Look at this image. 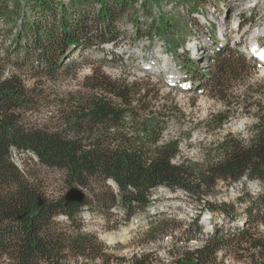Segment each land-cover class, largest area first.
<instances>
[{
  "label": "trees",
  "instance_id": "16d2710c",
  "mask_svg": "<svg viewBox=\"0 0 264 264\" xmlns=\"http://www.w3.org/2000/svg\"><path fill=\"white\" fill-rule=\"evenodd\" d=\"M164 2H191L189 23L202 29L196 11L199 0H0V264H66L71 256L102 258L104 264H154L149 253L129 258L108 254L106 250L113 247L86 231L78 216L86 205L110 212L120 203L128 221L149 207L154 190L162 185L184 191L199 204L184 234L186 244H201L186 247L171 263L161 264H223L219 253L224 251L247 264H264V233L259 231L264 223V108L249 142L230 135L218 144L221 155L214 161L203 166L177 164L179 142L159 144L163 131L152 125L153 120L150 127H141L144 136L127 125L129 117L139 118L137 104L144 106L149 89L139 81L112 78L103 69L108 60L98 53L126 39L124 26L132 25L138 37H151L154 31L167 34L177 26V20L161 11ZM141 11L146 18L152 16L146 31ZM239 50L244 53L215 44L216 67L209 73L193 65L186 52L180 55H186L187 61L180 65L194 85H208L225 99L226 82L241 75L246 58L258 64L245 46ZM115 58L112 54L111 59ZM86 65L91 73L84 76L85 91L71 95L60 126L28 120L26 115L34 111L36 101L23 76L76 79ZM12 146L34 151L41 164L64 172L69 190L77 187L90 195L85 193L81 202L68 199L67 194L48 199L11 160ZM243 177L263 185L257 195L243 188L245 194L238 200L248 197L244 217L234 204L211 202L221 181L243 184ZM109 179L116 182L117 191L106 183ZM205 208L218 212L231 225L216 224L213 232L205 234L201 223ZM60 214L71 224L58 219ZM148 221L147 237L163 238L179 226L163 210Z\"/></svg>",
  "mask_w": 264,
  "mask_h": 264
},
{
  "label": "rangeland",
  "instance_id": "374dc122",
  "mask_svg": "<svg viewBox=\"0 0 264 264\" xmlns=\"http://www.w3.org/2000/svg\"><path fill=\"white\" fill-rule=\"evenodd\" d=\"M23 1L25 0H21L22 3ZM199 1L196 10L198 15L196 13L195 16L197 15L202 23V29L189 23L193 19L187 12L192 5L191 2L187 4L164 2L161 11L165 17L178 21L177 26L171 27L167 34L154 31L151 37L146 34L138 37L132 25L124 26L122 29L128 31L126 39L121 40L118 46L108 47L98 54L108 60L103 69L110 77L139 81L149 89V96L143 100L144 106L140 107V104H137L139 118L136 120L128 118L127 125L131 131L138 134L139 129L141 131L139 135L144 136L141 127H150V121L153 120L152 125L163 131L159 144L172 139L179 142L180 151L175 158L177 164L195 162L203 166L221 155L218 144L227 136L232 135L245 143L249 142L254 133V125L264 108V58L261 55L264 50V32L258 35L257 45H252L250 39L253 29H264V0L261 1L260 7L254 6L250 10L244 9L239 12L236 20L238 19L240 28L235 25V21L233 22L232 14L245 0ZM212 5L216 6V11L212 9ZM98 7L99 4L95 6L96 9ZM154 10L160 13L157 7H154ZM140 14L143 31H146L152 16L146 18L143 11ZM244 18H247L246 21H242ZM216 38L221 39L222 43L219 40L217 42ZM213 43L228 47L236 54H243V50L239 49H244V46L248 49V45L251 44L252 51L249 50V53L259 61L256 64L253 60L249 61L245 55L248 60L242 63L241 75L226 82L225 99L218 98L208 85L204 87L196 83L194 85L188 73H184L179 65L187 61L186 55H180L186 52L191 56L193 65L201 72L209 73L210 69L216 67ZM236 44H240V48H236L238 46ZM97 52L94 54L97 55ZM112 54L116 55L113 60ZM162 54L171 59V67L177 71H169L162 66ZM89 65L80 69L76 79L61 78L55 81L45 77H32L29 74L23 76L36 101L34 111L26 115L28 120L35 124L60 126L67 112L65 110L69 107L71 95L85 91L82 83L84 76L91 73ZM17 157L24 165V173H28L29 178L37 183L41 193L48 199H59L68 193L69 187L64 181L62 170L41 164L27 152H18ZM243 178V184L239 181L229 184L221 181L216 187L215 194L209 198L211 202L234 204L244 217L245 201L248 197L242 202L238 200L245 194L243 188L246 187L249 194L257 195L263 185L259 181L250 179L247 181L246 177ZM106 183L117 191V184L113 179L107 180ZM82 191L90 195L89 190ZM151 199L152 203L146 210L139 211L128 221L120 203L113 205L110 212L90 205L83 206L78 219L86 231L93 232L99 239L113 247L106 252L115 256L129 258L134 253H149L154 264L171 263L186 247L194 249L200 246V241L187 244L185 242L184 231L199 206L192 197L182 190L172 191L162 185L154 190ZM162 210L167 215L175 217L179 226H173L174 228L163 238L145 236L149 218ZM57 218L65 224H71L62 214ZM201 223L205 234L213 232L216 224L225 227L231 225L221 214L208 208L202 212ZM259 231L264 233V223L259 225ZM111 236L119 238L114 242L109 239ZM222 253H219V256L223 264H247L245 260L234 259L229 252ZM68 260L66 264H104L102 258L91 260L71 256ZM114 263L112 261L110 264Z\"/></svg>",
  "mask_w": 264,
  "mask_h": 264
},
{
  "label": "bare ground",
  "instance_id": "6f19581e",
  "mask_svg": "<svg viewBox=\"0 0 264 264\" xmlns=\"http://www.w3.org/2000/svg\"><path fill=\"white\" fill-rule=\"evenodd\" d=\"M262 0H245L243 1V3L237 8V10L232 14V17H233V22L236 20V18L239 16L238 14H240L239 12L240 11H243L244 9H252L255 5V7H260V3H261ZM263 33L264 32V29H253L252 32H251V44L252 45H257V42H256V39L258 38V35L260 33ZM253 46V47H254ZM260 49V48H259ZM260 53V52H259ZM163 55V54H162ZM261 55L263 56L264 58V50L262 51ZM162 59H163V65L165 67V69H169V71H177L175 70L173 67H171V59L167 56V55H163L162 56ZM258 60V59H257ZM244 179V178H243ZM242 179V181H243ZM119 238V237H117ZM115 237H109L110 240H115L117 239ZM110 242V241H109Z\"/></svg>",
  "mask_w": 264,
  "mask_h": 264
},
{
  "label": "built area",
  "instance_id": "2783aa9c",
  "mask_svg": "<svg viewBox=\"0 0 264 264\" xmlns=\"http://www.w3.org/2000/svg\"><path fill=\"white\" fill-rule=\"evenodd\" d=\"M18 152H27L29 155H31V156H33V158L35 159V160H38V157H37V155H36V153L35 152H33V151H31V150H29V149H27V150H24V149H22V150H20V149H18L17 147H15V146H12L11 147V158H12V160H13V162L19 167V169L21 170V171H23L24 172V165H23V163L20 161V159H18V157H17V153Z\"/></svg>",
  "mask_w": 264,
  "mask_h": 264
},
{
  "label": "water",
  "instance_id": "95a60500",
  "mask_svg": "<svg viewBox=\"0 0 264 264\" xmlns=\"http://www.w3.org/2000/svg\"><path fill=\"white\" fill-rule=\"evenodd\" d=\"M67 197L68 199L81 202L85 198V193L81 189L74 187L69 190V192L67 193Z\"/></svg>",
  "mask_w": 264,
  "mask_h": 264
}]
</instances>
